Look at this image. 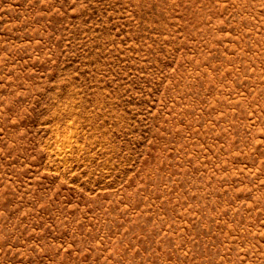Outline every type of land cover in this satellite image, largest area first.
Wrapping results in <instances>:
<instances>
[{
	"label": "rangeland",
	"instance_id": "1",
	"mask_svg": "<svg viewBox=\"0 0 264 264\" xmlns=\"http://www.w3.org/2000/svg\"><path fill=\"white\" fill-rule=\"evenodd\" d=\"M0 264H264V0H0Z\"/></svg>",
	"mask_w": 264,
	"mask_h": 264
}]
</instances>
